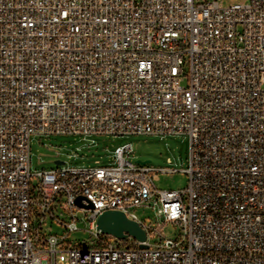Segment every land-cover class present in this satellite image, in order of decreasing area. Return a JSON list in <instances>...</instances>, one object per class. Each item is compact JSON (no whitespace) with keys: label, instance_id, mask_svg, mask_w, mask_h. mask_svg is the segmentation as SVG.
Masks as SVG:
<instances>
[{"label":"built area","instance_id":"2783aa9c","mask_svg":"<svg viewBox=\"0 0 264 264\" xmlns=\"http://www.w3.org/2000/svg\"><path fill=\"white\" fill-rule=\"evenodd\" d=\"M51 135H184L188 165L140 164L127 142L34 172ZM178 171L186 188L157 187ZM108 210L145 241L98 230ZM87 211L91 242L62 248ZM0 264H264V0H0Z\"/></svg>","mask_w":264,"mask_h":264},{"label":"rangeland","instance_id":"374dc122","mask_svg":"<svg viewBox=\"0 0 264 264\" xmlns=\"http://www.w3.org/2000/svg\"><path fill=\"white\" fill-rule=\"evenodd\" d=\"M198 2L203 0H197ZM223 6L235 3H244L247 0H219ZM189 68L185 66L182 77V85L188 84ZM96 143L74 135H51L44 137H34L31 141V162L34 172L43 169H50L56 166L55 161H68L71 165H94L108 164L111 160L110 151L117 145L131 142L134 147V161L150 160L154 166H169L177 169L186 168L188 165L189 138L184 135L168 136L160 139L156 136L133 135L125 137L95 136ZM59 152V155H58ZM77 154V157H75ZM167 159L171 160L168 163ZM188 175L182 171L176 173L159 174L156 185L164 190L184 189L188 185ZM61 212V211H60ZM136 213L140 219L151 226H157L154 211L151 208H137ZM89 215L87 212L77 213L78 230L70 233L62 248L76 246L80 243H90L91 235ZM61 219L70 222L72 219L69 214L62 213ZM44 234H55L62 236L66 229L56 220L47 218L44 223ZM167 237H173L177 229L168 224L164 228ZM59 258L67 260L66 253H60Z\"/></svg>","mask_w":264,"mask_h":264},{"label":"water","instance_id":"95a60500","mask_svg":"<svg viewBox=\"0 0 264 264\" xmlns=\"http://www.w3.org/2000/svg\"><path fill=\"white\" fill-rule=\"evenodd\" d=\"M140 164H150V160L141 161L138 160ZM64 162L61 160H56V165H61ZM83 197L77 199V203L82 205ZM92 207V205H88ZM97 229L102 233L111 235L118 239H125L129 236H133L139 241H145L146 232L144 229L135 221L129 219L126 214L117 210H108L103 212L97 219ZM144 247V245H141Z\"/></svg>","mask_w":264,"mask_h":264}]
</instances>
